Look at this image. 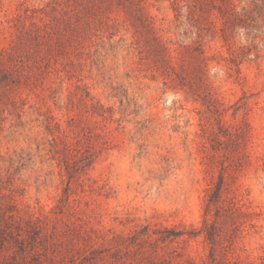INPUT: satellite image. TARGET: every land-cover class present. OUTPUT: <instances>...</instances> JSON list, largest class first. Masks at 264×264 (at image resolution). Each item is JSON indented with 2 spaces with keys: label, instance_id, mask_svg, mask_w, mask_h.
I'll list each match as a JSON object with an SVG mask.
<instances>
[{
  "label": "rangeland",
  "instance_id": "obj_1",
  "mask_svg": "<svg viewBox=\"0 0 264 264\" xmlns=\"http://www.w3.org/2000/svg\"><path fill=\"white\" fill-rule=\"evenodd\" d=\"M145 1L174 53L204 47L227 125L220 129L187 89L166 84L131 30L121 25L109 38L93 19V0H0V63L14 70L13 81L0 83V264H224L223 253L231 264L264 263V27L226 40L215 16L216 26L197 28L186 0L180 15L174 0ZM67 4L78 28L7 57L21 16ZM244 120L251 160L237 166L211 138ZM224 165L232 192L252 212L224 248L203 235L159 242L140 234L147 225L201 227L207 189Z\"/></svg>",
  "mask_w": 264,
  "mask_h": 264
},
{
  "label": "trees",
  "instance_id": "obj_2",
  "mask_svg": "<svg viewBox=\"0 0 264 264\" xmlns=\"http://www.w3.org/2000/svg\"><path fill=\"white\" fill-rule=\"evenodd\" d=\"M174 1V9L180 15V0ZM186 1L190 14L193 17L197 16V22L194 24L197 28L204 29L212 25L216 26V20L212 18V16H215L222 20L221 31L223 38L226 40L237 29L243 28L246 30L245 33L250 35L253 30H258L261 26L264 27V0H251V2L245 4L242 3L243 0ZM99 3H102L103 6ZM101 7L102 9H100ZM121 11L124 12L123 23L120 21ZM43 12L45 15H49V12ZM88 13H91V11H87ZM45 15H29L27 13L21 16L16 24L18 31L17 40L12 48L14 52L8 54V58L13 61V57L30 41L34 40L40 46L60 30L68 31L78 28L76 23L78 13L73 5L67 4L62 6L61 9L55 8L49 18ZM97 16L101 19L100 27L108 31L109 38H113L121 31V25H124L127 30H131L135 38L134 43L145 53L153 68L164 76L166 84L173 81L175 84L187 89L188 93L194 95L196 99H201L210 112L216 114L220 129L227 125V120L224 118L226 108L218 91L209 79V57L201 43L193 50L189 46H184L183 49L174 53L172 47L159 33L153 16L147 12L145 0H93V19ZM29 17L31 21L28 24L27 18ZM256 37L257 35H253L254 40ZM30 52L33 53L31 50ZM4 57H2L1 62L5 60ZM0 66V83L12 80L8 72L14 70L7 69L4 63H0ZM28 72H21L20 74H28ZM94 113L106 117V114L97 108ZM250 137V125L247 120H244L243 124L236 128L234 132L225 131L214 135L211 138L212 148L234 153L233 155L236 156L235 164L242 166L251 160L247 149ZM94 154V152H90L82 159L81 166L84 169L92 164ZM225 168L226 165L223 166L218 180L207 189L201 227L187 230L185 227L177 228L173 226L165 227L163 231L153 230L150 232L149 225H147L148 228L140 234L147 237L156 234L157 236L154 238L159 242L173 241L185 234H188L189 237L203 235L205 240L212 245L224 248L226 246L225 240L229 241V234L232 233L233 238L238 236L244 230L247 218L252 215V212L243 208L236 194L232 192ZM233 238L230 240H234ZM223 254L226 262L224 264L235 263L228 258L227 253ZM211 255L214 258V252H211Z\"/></svg>",
  "mask_w": 264,
  "mask_h": 264
}]
</instances>
